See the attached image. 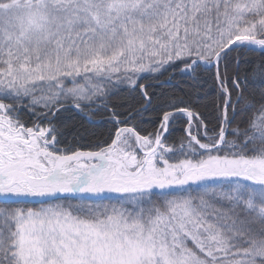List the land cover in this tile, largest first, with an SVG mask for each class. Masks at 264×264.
<instances>
[{
    "label": "snow or ice",
    "instance_id": "1",
    "mask_svg": "<svg viewBox=\"0 0 264 264\" xmlns=\"http://www.w3.org/2000/svg\"><path fill=\"white\" fill-rule=\"evenodd\" d=\"M0 264H264V0H0Z\"/></svg>",
    "mask_w": 264,
    "mask_h": 264
},
{
    "label": "trees",
    "instance_id": "2",
    "mask_svg": "<svg viewBox=\"0 0 264 264\" xmlns=\"http://www.w3.org/2000/svg\"><path fill=\"white\" fill-rule=\"evenodd\" d=\"M254 59L256 57H253ZM173 85L178 87H187L188 84L185 82L183 85H177L176 81L172 82ZM169 86H165V90H168ZM195 91V89H193ZM119 97L114 98V102H119ZM66 122L68 123L67 129V141H72L75 137L76 143L80 145L87 146L90 142L96 139H102L106 137L109 133L110 125L107 124L104 118L100 115H95L90 118L81 117L76 114H65ZM146 127H151L150 125H145ZM182 124H176L172 130L174 137H178L182 134ZM85 150L87 148L85 147Z\"/></svg>",
    "mask_w": 264,
    "mask_h": 264
}]
</instances>
